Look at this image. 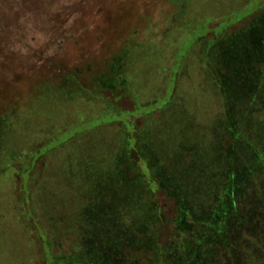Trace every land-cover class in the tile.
Segmentation results:
<instances>
[{
    "label": "rangeland",
    "instance_id": "rangeland-1",
    "mask_svg": "<svg viewBox=\"0 0 264 264\" xmlns=\"http://www.w3.org/2000/svg\"><path fill=\"white\" fill-rule=\"evenodd\" d=\"M51 1L57 0H44L43 9L31 7V14L9 13L1 18L0 25L6 24L8 29L0 34V52L15 53L13 58L0 61V71L2 66L6 67L0 73L3 95L15 87L8 82L17 84L33 75L32 69L39 66L42 56L54 54L52 60L56 64L74 63L84 53L92 54L88 55L91 60L97 58L93 55L99 51L103 38L112 39L108 27L116 22L117 5L127 7L126 4L141 5L148 1V15L153 24L136 31L138 42L131 43L129 48H133L130 51L133 54L129 53L125 59L123 69L127 76L123 75L133 83L127 81L125 98L116 102L124 109L116 118L107 116L108 111L96 99L76 110L65 101L56 100L45 105V114L40 110L31 120L15 119L14 124L4 128L0 168L5 154L17 166L14 156L18 151L37 152L34 156L20 157L21 163L32 159V170L25 176L28 189L21 192L23 197L16 187L18 184L22 187L26 179L15 175L12 170L16 168L0 172V264H71L63 255L81 251L80 233L84 230L78 232L75 225L81 206L100 209L112 205L107 219L109 228L101 231L104 235L118 233L123 236L120 241L127 242L133 233H139L143 239L152 237L153 242L158 240L167 246L178 237V228L173 223L179 216L176 200L186 198L193 212L201 208L207 215L217 207L215 196L220 195L218 187L226 178L221 182L211 170L213 177L201 174L202 155L196 156L198 162L193 165L195 160L184 154L200 149L195 147L197 140L208 143L212 123L223 120L232 102L226 99L222 84L229 77L223 58L226 55L229 61L234 60L233 54L238 51L234 48L236 41L249 27L264 23V0H171L170 4L164 0H97L104 8L102 12L83 9L84 4L77 3V10L83 9L87 14L81 16L76 12L69 17L60 14ZM129 15L130 12L125 13V18ZM84 21L90 26H84ZM72 34L82 35V41L69 45L66 40L74 37ZM145 47H150L148 53L141 54ZM135 48H141V53ZM257 67L264 70V64ZM258 78H262L261 74ZM254 93L249 95L256 97L252 114L261 119L264 92L259 88ZM250 98H236L234 109L244 113L243 107L252 101ZM92 120L97 123L88 124ZM181 120L190 126L185 143L176 138ZM261 138L264 140V130ZM46 140L51 142L48 147L39 149L41 141ZM227 142L224 140V144ZM208 146L212 147L209 143ZM244 158H248V164L252 161L248 153L242 155ZM242 159L239 158L237 166L241 163L245 170L250 169V164L245 166ZM114 161L116 165L112 167ZM157 167L164 168L161 172L175 182L177 176L178 186L162 181ZM249 174L247 178H251ZM257 183L254 189L249 185V190L244 189L240 196L243 202L239 210L251 216L234 214L228 226L229 235L232 230L234 233L236 243L232 251L239 264H246L245 260L248 263L246 254L250 256L248 264H264L261 174ZM123 203L142 208L125 211L120 207ZM150 206V214L145 215L143 207ZM240 215L248 220H243L238 230L233 224L242 220ZM29 221H34L37 231L28 227ZM140 223L144 224L142 229L135 230L133 224ZM219 255L223 264H229L227 255Z\"/></svg>",
    "mask_w": 264,
    "mask_h": 264
},
{
    "label": "trees",
    "instance_id": "trees-1",
    "mask_svg": "<svg viewBox=\"0 0 264 264\" xmlns=\"http://www.w3.org/2000/svg\"><path fill=\"white\" fill-rule=\"evenodd\" d=\"M164 1L168 4L171 2V0ZM43 2L44 0H0V21L4 14H31V7L38 8L37 10L43 9ZM97 2V0H68L60 3L57 0L50 3H53L60 14H68L69 17L70 14L76 12L81 16L87 14L83 9L102 12L104 8ZM77 3L84 4L82 10H77ZM149 5L148 1H145L141 5L135 3L133 5L126 4L130 8L117 5V8H114L118 15L116 22L109 24L108 27L110 32H112V39L106 41L103 38L99 51L93 55L94 57L98 56L94 60H91L89 57L92 54L84 53L85 55H82L74 63L56 64L52 60L54 54L46 57L42 56L39 59L41 60L39 66L32 69L33 75L27 76L25 80L17 84L8 82V85H15V87H10L6 95L0 92V139L7 125H12L17 119L19 120V118L23 117L31 120L34 114L40 110L45 114V105L54 104L56 100H63L65 101L64 104L75 107L74 110H76L85 103H93V99H96L98 104L104 106V110L108 111L107 116L112 115V117L116 118L121 114L124 109H121L116 102L118 99L125 98L124 93L125 91L128 92L127 83L130 82V85L133 83L130 78H126L127 74L123 69V65L129 53H131L130 55L133 54L130 52L133 51V48L129 49L132 47L131 43L138 42L136 36L139 34L136 31L153 24V20L148 15ZM128 12H130V15L128 18H125V13ZM83 23L86 27L90 26L86 21ZM6 29H8L7 25L2 23L0 25V34L6 33ZM263 29L264 23L249 27L237 40L239 43L236 41L234 45V48L238 50L233 54V58L235 59L229 61L226 55L223 58V61L227 64L229 77L228 80H223L222 84L224 85L226 99L232 102H229L227 111L223 115V120L212 123L209 128V140L207 139V141L212 147L208 146V143L204 139H201L197 140L198 142L195 144V147H200V149L197 148V151L184 154V156H191L192 160H195L197 155H202L201 174L206 175L211 170L216 172L214 175L221 182L226 178L218 187L221 192L220 195L215 196V199H218L217 207L207 215L201 208H198L199 212H193L194 209L188 206L186 198L182 197L176 200L179 216H176V220L173 223L178 228V237L169 245L164 246L158 240L153 242L151 240L152 237L143 239L139 236V233H133V237L127 242L120 241L123 239V236L118 233H115L116 235H111L110 233L104 235L101 231L109 228L107 226V219L108 213L113 209L112 205H105V207H101L100 209H97L98 207L96 206L87 208L81 206L80 217H77L78 220L75 223L79 230L78 232L84 230L82 234L80 233L82 237L80 238V242L83 243L81 251L78 249L79 252L77 254L63 255L64 259L71 261V264H215L217 261L223 264L218 255L225 254L229 257L225 256L229 264H239L238 259L232 251L236 243L234 236H232L234 233L232 230V234L229 235L228 226L234 214L251 216L250 213L245 214L239 210L243 202V198L240 197L241 192L244 189L248 191L249 185H251L250 189L252 186L253 189L257 187V177L259 174H261V177H264V140L261 138V132L264 130V113L260 114L261 119L253 117L251 106L255 102L256 97L250 98L251 94L255 95L254 92L258 91L259 88L264 92V70L257 67L260 64H264ZM72 36L74 37L66 40L69 41V45L79 44L82 41V35L72 34ZM149 48L145 47L142 53L141 48L135 49L138 53L146 54L148 53L146 50H149ZM14 54L2 50L0 52V61L4 62L11 59ZM253 64H255V69L253 68ZM237 67L241 70L238 71ZM5 68V66H2L0 73H3ZM122 70L124 71L122 72ZM260 74L262 76L261 79L258 78ZM248 92L250 93L248 94ZM242 97L245 100L246 98L252 99L246 106L247 108L243 107L245 109L244 113L234 109L235 105L233 104L236 98ZM109 104L111 107H109ZM241 114L242 118L248 120L249 123L242 122ZM249 118L252 120L250 121ZM96 123L97 121L95 120L88 122L90 125H95ZM178 124L180 125L177 127L179 134L176 135V138L185 143L186 133L190 126H188L185 120L184 122L182 120L179 121ZM244 126H246V129ZM68 134H65V136ZM171 137L175 138V134H171ZM224 140L228 142L224 144ZM50 143L49 140H46L45 143L41 141L40 145L42 146L39 149L48 147ZM207 146L208 154L206 150ZM36 152V150L35 152H26L24 149L18 151L17 155L14 156L17 157L15 160L17 166H14V163H12L14 159L12 160L11 157L9 158L5 154L4 160H2L4 165L0 168V172L14 167L16 170L12 171L15 175L26 179V174L28 175L32 170V159L29 162L25 161L21 163L20 157L27 155L34 156ZM246 153L251 156L250 159L252 161L249 162L250 165L246 163L248 158L242 159V155ZM2 154L3 151L0 150V159L2 158ZM239 158L245 162V166H250V169L246 170L250 172L249 177L251 178L246 177L248 176V172L241 166V163L237 166ZM197 162L198 160H195L192 164L197 165ZM115 165L116 162L114 161L112 167H115ZM258 169H261L260 172H256ZM156 170L158 171L157 175L162 181H166L172 186L174 184L178 186L177 184L180 181L177 176V182H175L174 178L168 177V175L161 172L164 168L157 167ZM209 176L211 177L212 174L209 173ZM248 179L250 184L248 183ZM28 184V179L23 181L22 187L18 184L16 187L17 192H25L26 188L28 189ZM128 196H130V193ZM21 197H23L22 193ZM20 200L22 199L20 198ZM137 206L128 207L124 203L120 205L125 211L127 208L141 210L142 207ZM143 211L145 215L150 214L151 206L148 208L143 207ZM99 218L102 219L99 220ZM240 218L242 220H238L236 222L237 225L233 224V227L235 226L238 230L242 226L243 220H248V217L246 219L242 215H240ZM33 223L34 221H29V226H27H32L37 231L36 225H33ZM133 223L135 224L134 221ZM134 224L133 227L137 231L144 226L142 223ZM193 225L196 228H193ZM246 256L248 263L251 262L250 256L248 254ZM212 259L214 260L210 262ZM245 263L248 264L246 260Z\"/></svg>",
    "mask_w": 264,
    "mask_h": 264
}]
</instances>
